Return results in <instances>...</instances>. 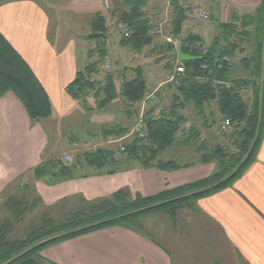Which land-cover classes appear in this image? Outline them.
I'll return each mask as SVG.
<instances>
[{
  "label": "trees",
  "instance_id": "16d2710c",
  "mask_svg": "<svg viewBox=\"0 0 264 264\" xmlns=\"http://www.w3.org/2000/svg\"><path fill=\"white\" fill-rule=\"evenodd\" d=\"M149 1L115 0L110 13L116 15V26L123 23L130 31L124 37L114 28L118 45L129 49L131 55L152 57L150 64H122L121 70L102 72L101 65L108 57L109 26L105 16L97 12L90 18V32L85 37L95 45L87 52V64L65 88L88 114L101 113L116 100L121 102L114 110L117 122L85 132L102 145L75 156L70 163L60 156L42 159L31 170V177L54 186L93 173L114 175L133 168L173 172L213 164L214 171L202 180L154 196H132L121 189L95 201L65 198L51 210L43 205L34 187L21 180L16 194L0 196V264H45L40 255L44 248L114 227L153 239L145 231L146 218L161 217L176 228L181 215L199 213L198 200L231 187L256 161L264 137V0L250 13L234 12L229 20L217 21L209 43L187 25L196 18L177 0H169L171 14L163 26L157 23L160 11H145ZM215 13H221L220 6L216 5ZM159 28L177 44L157 36ZM159 38L162 40L157 41ZM177 47L188 60L177 61ZM249 48V56H237ZM178 62L184 72L154 90L146 77V66L161 64L158 73L167 75L174 74ZM7 92L20 100L31 123L50 117L47 93L0 33V97ZM243 92L249 94L248 99ZM150 94L154 99H148ZM216 115L218 121L228 122V130L220 132L224 136L221 143L211 146L202 135L217 125ZM71 141L78 140L68 138ZM172 146L192 148L197 161L161 159ZM70 205L74 208L66 213ZM40 208L37 222L23 232V237L11 239L16 227ZM52 210L62 214H51Z\"/></svg>",
  "mask_w": 264,
  "mask_h": 264
},
{
  "label": "crops",
  "instance_id": "0c3cea01",
  "mask_svg": "<svg viewBox=\"0 0 264 264\" xmlns=\"http://www.w3.org/2000/svg\"><path fill=\"white\" fill-rule=\"evenodd\" d=\"M82 2L80 6L90 9L89 15L97 11L105 16L110 31L108 12L103 6V0ZM177 2L189 3L213 13L218 5L221 16L226 18L234 12L238 14L252 12L260 0H177ZM187 25L205 42L208 34L212 33V30L208 31L209 33L204 31L199 22H189ZM0 33L31 68L51 104L49 118L31 123L22 103L12 92L0 97V196L16 191L20 181L30 177V184L46 207L65 198L81 197L86 201H95L107 198L121 189H126L132 196L139 194L148 197L164 190L197 182L214 171L213 164H196L173 172L133 168L114 175L97 176L93 173L86 178H76L54 186L34 181L30 172L42 159L46 160L53 156L68 158V152L61 150L60 143L51 146L50 139L51 134L59 133V129L52 131L55 120H58L56 121L58 123L67 121L66 125L69 126L74 117L78 119L77 113L81 106L65 92L66 86L81 68L77 59V46L72 39L64 45L59 44L57 29L51 31L49 13L35 0H0ZM113 35L114 33L108 34V47L115 49L117 45L121 48L118 39L113 41L116 38ZM211 37L209 35L208 38ZM118 51V59L125 58L124 62L127 60L136 64L151 62L147 60H151L152 57L131 55L127 48ZM176 53L177 61H182L178 58V47ZM108 57L106 60L109 62L111 60ZM145 70L151 86L156 77L157 81L163 77L152 65H147ZM143 108L144 104H141V110ZM91 115H94L93 119H101V116L95 117L96 112ZM73 145L75 144L72 143L70 146ZM196 205L199 213L187 214V218H184V222L189 224L187 231L183 230L180 234L176 232L178 226L172 228L171 225L158 229L161 237L158 238L162 242L154 237L150 239L114 227L51 245L44 248L40 255L47 261L45 264H181L178 256L183 255L182 249L185 248L190 255L185 264H213L223 251L232 256L234 254L235 259L239 261L235 264H264V137L256 161L245 173L231 187L198 200ZM198 222H204L209 229L211 227L215 229L221 242L217 247L208 239L201 240L196 231L189 230L190 226L196 229ZM169 234L174 242L176 240V245L170 244L172 249L167 244ZM188 238H193L192 241L188 240L189 244ZM221 247H224L222 252ZM197 248L200 249V254L196 253Z\"/></svg>",
  "mask_w": 264,
  "mask_h": 264
},
{
  "label": "rangeland",
  "instance_id": "374dc122",
  "mask_svg": "<svg viewBox=\"0 0 264 264\" xmlns=\"http://www.w3.org/2000/svg\"><path fill=\"white\" fill-rule=\"evenodd\" d=\"M35 1L37 3H39L40 5L44 6L45 9L47 10V12L49 13L50 21H51V31L54 32L57 29V33L59 34V39H58L59 44L64 45V43L70 39H72L76 43L77 52H78V54H77L78 64H79V67H81V68L84 67L87 64V58H88L87 52L90 49H92L95 45L94 42H90L89 40L85 39V37L90 32L88 26H89L90 18L93 15V14L89 15L90 9L85 8L84 6H80L83 3L82 0H35ZM114 1L113 0H106V2L108 3V8L106 9V11L108 12V14H107L108 23L111 26V30L107 31V34L114 33L113 36H115L116 38L114 37L115 38L114 40L112 38L113 41H115L117 39V35H118V32L114 29V28H116L115 27L116 26V15L112 16V13H110L113 9ZM101 2H102V0H101ZM102 3H103V6L105 7V0H103ZM168 4H169V0H150L147 3V5L145 6V11H147L149 14L155 13V10L157 12L160 11L161 19H159L158 21H160V22H157V23L159 26H160V24L163 26L171 14V9H170ZM99 11L101 12V9ZM205 11L208 12V14H209V19L207 21L201 22L198 19H196L192 22H196V23L199 22L200 24H202L204 31L206 30L207 33H209L208 31L212 30V33H209L208 36L206 37V42L209 43L211 38H212V37L208 38L209 35L213 36L215 34V28H214L215 23L217 21L229 20V17L227 16L226 18H223L221 16V13L216 15V13H215L216 10L214 13H213V11H211V12L208 10H205ZM93 12L95 13L97 11H93ZM158 16H159V14H158ZM210 17L213 18L214 20H210ZM198 26H200V25H198ZM164 36H166V35L164 34ZM160 40H162V39L161 38L157 39V41H160ZM106 44H107V41H106ZM107 48H108V56H109L108 59L111 61H109V62L107 60L104 61V63L101 65L102 72H113L116 68H117V70L118 69L121 70L119 68L121 66H119V65H122V64H127V63L129 65L136 64L130 60H127L126 62H124L125 58L118 59V54H117L119 52L118 50H121L123 48H118L117 45L115 46V49L112 47L111 48L108 47V45H107ZM116 50H117V52H115ZM250 51L251 50L249 48L246 51H244L243 53L238 54L237 56L238 57H247L250 55ZM120 56L124 57L123 55H120ZM144 57H146V55ZM115 61H116V63H115ZM147 61H151V60H147ZM156 65H159L156 68L159 69V67H160V69H162L161 64H156ZM156 65H154V66H156ZM164 77L165 76L163 75V77L162 78L160 77V79L157 82L156 81L154 82V84H153L154 90L159 88L161 86V84L163 82H165ZM242 94H243L245 99H248L249 94L247 92H243ZM120 103L121 102L119 100H116L115 102H112L111 104H109L105 111H103L101 113H96L95 117L101 116L100 120L93 119L94 115H91V114L84 112V110L81 109L80 107H79L78 113H77L78 119L76 120V118L74 117L73 121L70 122L69 126L66 125L67 121H62L61 123H58V122H56L58 120L54 119L55 121L52 124V131L55 132L56 129L57 130L59 129V133H58V135L55 133L53 135L51 134L52 138L50 139L51 140L50 143H51V146H53L55 143L59 142L61 145L60 146L61 150L63 152L64 151L68 152V158L70 160L65 161L64 158H66V157H63L62 160L64 162L70 163L71 160H73L75 156L82 155L84 152L92 150L93 148H96L98 145H102L98 141L92 142L89 139V137L85 134V132L94 129L95 125H100L98 123L109 124V123L117 122L118 117L116 116L114 110H117L118 108L121 107ZM216 119H217V121H216L217 125L215 127H213L211 130L203 132V135H202V138L205 139L206 141H208L211 144V146H214L219 142L221 143L224 139L223 134H221L219 131V127L222 124V122L218 121L217 115H216ZM70 137L77 138L78 141L77 142L71 141L70 143H68V138H70ZM122 142H126V141L122 140ZM72 143H74L75 145L70 146V145H72ZM160 158L164 159V160H169V159L175 160L176 162H179V163H190V162L197 161L198 156L194 153V150L190 147L172 146V147L168 148L163 154H161ZM22 181L27 185L28 184L31 185L30 184V181H31L30 177L24 178V179H22ZM18 193H20V192H18ZM14 194H16V191L14 192ZM47 208H49L51 210L52 206H49ZM73 208L74 207H72L71 205L68 206V208L65 210L66 213L72 211ZM41 211H42V209L40 208L39 210L34 212L32 215L27 216L25 221L16 227V230H15L14 234L12 235L11 239L22 238L24 235L23 232H25V230L28 229V227L32 223L35 224L37 222L38 214ZM52 213H54L56 215L58 214L57 216H59V214L60 215L62 214V213H58L57 211H56V213L54 211L51 212V214ZM187 214L195 215V214H191L188 212L185 213L183 215V217L181 215V219L180 218L178 219L179 220L178 221V228L176 229V232H179L180 234L183 230H186V231L188 230L189 224L184 222V218L185 217L187 218ZM59 218H61V217H59ZM143 225H144L145 231L149 232L157 240L159 239L158 237H160V234L158 233L159 232L158 229L161 228L162 226H167V227L169 226L170 227V225H167L166 220H164L161 217L155 218V219L148 217L143 222ZM189 230H191L192 232L196 231V235L199 238H201V240H203V241H206V239H208V241L212 242L214 247H217L219 245V243H221L215 229L213 227H211L209 229V226L207 224H204V222H198L196 224V229H192L190 226ZM165 231H163V232H165ZM206 231H208V232H206ZM170 236H171V234H169L167 236V238L169 240V241H167V244L171 248L170 244L176 245V240L174 242L173 238L171 239ZM206 236H208V237H206ZM192 239L193 238H188L187 243L189 244L188 240L192 241ZM159 240L161 241V239H159ZM185 241L186 240H184V242ZM223 248L224 247L220 248V252H222L221 250H224ZM182 250H183V255L182 256L180 255L178 257L181 259V262H182L181 264H185L186 260L188 259V257L190 255L188 254V252L186 251L185 248ZM195 251H196V253L200 254L199 248L195 249ZM220 252H216V253L219 254ZM218 254H215V255L217 256ZM218 257H219V259L216 260V262H214L213 264H216V263L235 264L236 262L239 263L237 258L235 259L234 254L232 256V254H230L228 252L226 253V251L225 252L223 251L222 254L220 253L218 255Z\"/></svg>",
  "mask_w": 264,
  "mask_h": 264
},
{
  "label": "built area",
  "instance_id": "2783aa9c",
  "mask_svg": "<svg viewBox=\"0 0 264 264\" xmlns=\"http://www.w3.org/2000/svg\"><path fill=\"white\" fill-rule=\"evenodd\" d=\"M180 5H181L182 9L188 10L189 12H191V15L194 16L196 19H198L201 22H205V21H207L209 19L208 12H206L205 10H203L202 8H200L198 6H193V5H191L189 3H185V2L180 3ZM105 7L108 8V3L106 2V0H105ZM116 29L124 37H128V35L130 34L129 29L123 23H118L117 26H116ZM155 34L157 36H159V37H162L168 43L177 44L175 40L171 39L168 36H164L162 34L160 28L155 31ZM183 72H184L183 66L178 62L177 66L174 69V74L165 75V77H164L165 78V83L174 81V75L181 74ZM148 99H154V94H150L148 96ZM227 130H228V122L224 121L220 125L219 131L220 132H226ZM64 160L65 161H69L70 159L66 157V158H64Z\"/></svg>",
  "mask_w": 264,
  "mask_h": 264
},
{
  "label": "water",
  "instance_id": "95a60500",
  "mask_svg": "<svg viewBox=\"0 0 264 264\" xmlns=\"http://www.w3.org/2000/svg\"><path fill=\"white\" fill-rule=\"evenodd\" d=\"M178 58L182 61H186L188 60V58L186 56H184L181 52H180V48L178 47Z\"/></svg>",
  "mask_w": 264,
  "mask_h": 264
}]
</instances>
